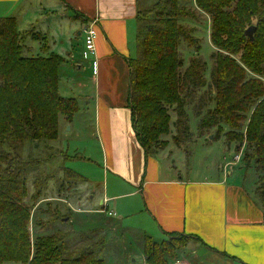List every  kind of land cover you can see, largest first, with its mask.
I'll use <instances>...</instances> for the list:
<instances>
[{
	"label": "trees",
	"instance_id": "obj_1",
	"mask_svg": "<svg viewBox=\"0 0 264 264\" xmlns=\"http://www.w3.org/2000/svg\"><path fill=\"white\" fill-rule=\"evenodd\" d=\"M151 2L139 3L137 54L129 62L132 124L146 156L166 147L172 110L173 138L189 156L194 118L199 136L227 128L230 143L240 138L236 151L245 144L244 169L262 179L264 0ZM206 17L214 49L211 83L192 24ZM250 26L256 27L253 39L245 34ZM36 40L19 31L17 17H0V264H108L103 229L72 236L70 194L86 178L62 164L72 156L58 148L59 124L61 116L71 122L80 105L60 94L62 57L33 54ZM166 241L146 235L145 260Z\"/></svg>",
	"mask_w": 264,
	"mask_h": 264
},
{
	"label": "crops",
	"instance_id": "obj_2",
	"mask_svg": "<svg viewBox=\"0 0 264 264\" xmlns=\"http://www.w3.org/2000/svg\"><path fill=\"white\" fill-rule=\"evenodd\" d=\"M139 3L140 0H0V17H17L21 33L40 38L30 43L33 54H57L62 57L60 67L73 62L88 73L86 78L92 88L86 98L91 102V125L101 153V163L97 164L104 175L103 192L97 189L103 194L98 198L101 208L91 206L89 212L115 216L119 211L122 218L142 214L148 225L145 228L153 230V235L161 238L159 241L169 234H182L192 237L221 264H264V204L239 181L238 172L233 174L227 168L224 177L217 179L173 177V173L167 174L172 170H164L160 164L159 154L146 156L136 137L129 104V62L137 54ZM67 16L70 23L65 25ZM93 21L98 32L96 54L86 65L78 62L74 45L67 43L66 36L71 35L68 27L74 26L72 33L83 50V29ZM63 119L67 125L74 117L71 122ZM94 198L95 194L91 199ZM111 204L114 209L109 210ZM174 264L189 263L178 259Z\"/></svg>",
	"mask_w": 264,
	"mask_h": 264
},
{
	"label": "rangeland",
	"instance_id": "obj_3",
	"mask_svg": "<svg viewBox=\"0 0 264 264\" xmlns=\"http://www.w3.org/2000/svg\"><path fill=\"white\" fill-rule=\"evenodd\" d=\"M151 1L154 2L156 0H140L141 4L145 5V7L150 5L149 3H152ZM24 17L26 18L27 16ZM68 20L69 16L66 18L65 25L70 23ZM186 21L188 22V20H181L182 23ZM192 24L197 28L199 32L198 36L202 40L199 54L207 63L208 71L206 77L208 78V82L211 83L210 71L213 68L214 61L212 55L214 49L210 42V20L206 17L202 19L199 24L196 22ZM21 26L23 28L25 27L24 20ZM68 28L71 35L70 37L66 36L69 38L67 43H73L74 51H76L78 56V62L86 64V61L89 60L80 59V55L83 52L82 44L76 37L77 35L72 33L74 26ZM35 33L39 34V32ZM191 52H193V50H190V54L188 55L185 52L184 56L187 60L192 57ZM65 57H67V54H65ZM60 68V72L63 75L60 84V94L64 97L75 98L80 105V111L74 116L72 123L67 125H64V119L62 116L60 117L58 148L69 156H72L62 164L65 167L74 169L86 178V181L80 182L74 193L70 194V201L73 203L70 209L71 221L69 223L73 231L72 236H81L92 228L103 229L107 238L104 256L108 264H158L159 262L167 264L166 260L167 262L169 260L168 264H174L178 259L181 261L185 260L189 264H221L218 262L217 258L205 251L197 241L184 235L168 237L166 242L163 244L161 243L158 249L154 250L153 256H150L147 262L144 258L143 238L146 235L151 236L152 234L153 237L155 235H153V230L145 228V226L148 227V225L143 220L142 214H136L134 217L130 218H122L119 211H116L119 214L115 216H109L108 213H98L93 216V213L89 212L90 210L88 209L91 206L98 210L101 208V201L99 202L98 198L100 195L102 198L103 194H99L97 189L103 192L104 187L103 170L97 164V162L101 163V153L91 125L93 124L91 117V102L89 98H86V96L91 93L92 84L89 79L86 78L88 73H85L84 70H79V67L76 68L73 62ZM82 86L84 89H82ZM170 115L171 132L168 136L163 138L166 142V147L157 153L159 154L157 158H159L160 164L165 167L164 170H172L167 173L168 175L173 173L171 174L173 177L182 176L192 179L210 177L211 179H217L219 176L224 177L225 173L228 172L227 170L231 168L229 170H231L233 174L238 172L241 175L239 181L252 191L254 198L260 200L264 204V177L259 179L260 173L256 170L249 169L248 171L244 169L248 167L247 163L244 161L245 144L241 147L239 153L236 151V146L241 142L240 138L237 137V140L233 138L234 141L230 143V136L226 134L227 128L225 131L223 130L224 132H216L215 129L204 136H199L197 130L198 123L193 118L191 120V130L195 134L196 139L194 140L196 141L192 145L193 153L189 156L184 149L185 146L178 145L173 138V135L176 133V128L174 126L176 114L170 110ZM216 133L217 136L214 138V134L216 135ZM157 154L155 156H157ZM87 158L92 159L93 162L87 160ZM89 188L93 190L89 191ZM54 190H56L55 185ZM94 194L96 198L91 199ZM80 206L81 208L77 209ZM110 206L109 210L110 208L114 209L113 204ZM66 209V205L62 207L64 213ZM118 220H120V223ZM64 225L69 227L67 223ZM154 238L156 241L161 239L156 238V236ZM175 253H177V257ZM129 256L131 257L129 258Z\"/></svg>",
	"mask_w": 264,
	"mask_h": 264
},
{
	"label": "built area",
	"instance_id": "obj_4",
	"mask_svg": "<svg viewBox=\"0 0 264 264\" xmlns=\"http://www.w3.org/2000/svg\"><path fill=\"white\" fill-rule=\"evenodd\" d=\"M96 21L87 24L83 29L84 34V49L82 52V57L85 60H89L92 56L96 54V39H97V29Z\"/></svg>",
	"mask_w": 264,
	"mask_h": 264
},
{
	"label": "water",
	"instance_id": "obj_5",
	"mask_svg": "<svg viewBox=\"0 0 264 264\" xmlns=\"http://www.w3.org/2000/svg\"><path fill=\"white\" fill-rule=\"evenodd\" d=\"M256 31L255 26H250L246 29L245 34L248 36L250 39H253L254 33Z\"/></svg>",
	"mask_w": 264,
	"mask_h": 264
}]
</instances>
